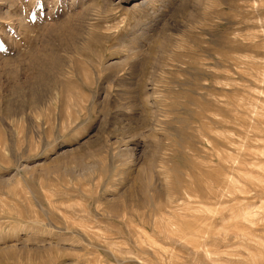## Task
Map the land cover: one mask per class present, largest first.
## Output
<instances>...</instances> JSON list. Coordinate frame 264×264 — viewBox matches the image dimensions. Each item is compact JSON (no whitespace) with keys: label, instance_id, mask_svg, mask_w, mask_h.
<instances>
[{"label":"rangeland","instance_id":"obj_1","mask_svg":"<svg viewBox=\"0 0 264 264\" xmlns=\"http://www.w3.org/2000/svg\"><path fill=\"white\" fill-rule=\"evenodd\" d=\"M0 264H264V0H0Z\"/></svg>","mask_w":264,"mask_h":264},{"label":"bare ground","instance_id":"obj_2","mask_svg":"<svg viewBox=\"0 0 264 264\" xmlns=\"http://www.w3.org/2000/svg\"><path fill=\"white\" fill-rule=\"evenodd\" d=\"M135 5V4H134ZM225 192V191H224ZM208 196V195H207ZM115 208V207H114Z\"/></svg>","mask_w":264,"mask_h":264}]
</instances>
